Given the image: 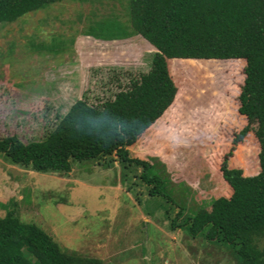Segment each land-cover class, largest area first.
I'll return each instance as SVG.
<instances>
[{
	"label": "rangeland",
	"instance_id": "obj_1",
	"mask_svg": "<svg viewBox=\"0 0 264 264\" xmlns=\"http://www.w3.org/2000/svg\"><path fill=\"white\" fill-rule=\"evenodd\" d=\"M125 7V0H60L0 23V136L41 138L76 100L97 106L149 70L155 49L139 35L84 34L106 18L124 24ZM244 65L243 59H166L180 95L128 147L131 156L154 163L174 199L189 208L229 196L223 161L243 175L259 170L255 125L237 112ZM177 100L188 105L182 116ZM69 164L66 171L38 170L0 154V217L12 210L62 251L99 264H236L231 247L192 238L184 226L169 228L177 208L147 195L140 166L113 154ZM242 237L264 259V209Z\"/></svg>",
	"mask_w": 264,
	"mask_h": 264
},
{
	"label": "trees",
	"instance_id": "obj_2",
	"mask_svg": "<svg viewBox=\"0 0 264 264\" xmlns=\"http://www.w3.org/2000/svg\"><path fill=\"white\" fill-rule=\"evenodd\" d=\"M58 1L0 0V23ZM125 1L124 24L106 18L84 34L103 40L139 35L155 49L149 70L97 106L76 100L41 138L23 142L15 135L0 136V154L13 163L51 171L68 170L69 159L113 154L126 165L141 167L138 177L149 186V197L161 195L176 206L171 230L184 226L192 238L202 236L205 243L231 247L236 264H264L260 252L242 237L260 221L264 209V0ZM166 59H243L245 63L237 112L255 125L259 170L243 175L223 161L221 178L229 196L212 198L205 206L189 208L176 201L155 164L131 156L128 150L180 95L181 88L168 75ZM177 102L174 109L182 116L188 105ZM244 133L242 128L233 143ZM0 264H99V260L62 251L38 226L19 221L9 210L0 217Z\"/></svg>",
	"mask_w": 264,
	"mask_h": 264
},
{
	"label": "water",
	"instance_id": "obj_3",
	"mask_svg": "<svg viewBox=\"0 0 264 264\" xmlns=\"http://www.w3.org/2000/svg\"><path fill=\"white\" fill-rule=\"evenodd\" d=\"M176 96V95H175ZM175 99V98H174ZM171 105V104H170Z\"/></svg>",
	"mask_w": 264,
	"mask_h": 264
}]
</instances>
